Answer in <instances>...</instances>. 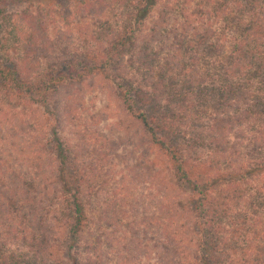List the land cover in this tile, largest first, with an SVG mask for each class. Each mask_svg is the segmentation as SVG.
Here are the masks:
<instances>
[{
  "label": "trees",
  "instance_id": "trees-1",
  "mask_svg": "<svg viewBox=\"0 0 264 264\" xmlns=\"http://www.w3.org/2000/svg\"><path fill=\"white\" fill-rule=\"evenodd\" d=\"M193 1L0 0V264H264V0Z\"/></svg>",
  "mask_w": 264,
  "mask_h": 264
},
{
  "label": "rangeland",
  "instance_id": "rangeland-1",
  "mask_svg": "<svg viewBox=\"0 0 264 264\" xmlns=\"http://www.w3.org/2000/svg\"><path fill=\"white\" fill-rule=\"evenodd\" d=\"M48 1L49 0H45V2H47V3H48ZM49 5H51L50 7H52V6L54 7L53 3H49ZM157 11H158V8L155 12H157ZM231 16H233V19L238 17V15L236 13H233V12L231 13ZM246 16L247 15H244L243 17L247 18ZM212 18H213V16L210 19H212ZM102 19H105V18L103 17ZM110 21L112 24L111 26H113L115 24L121 25L124 23V21L122 22V20H120L117 16H111ZM221 21H222V23H216V25H217L216 27L219 26L222 28V26H225V23L227 21L225 19H221ZM60 23H61L60 25L63 27H65V24H67V23L61 22V21H60ZM235 25H237V24H235ZM105 27H108L107 24H106V26H104V28ZM53 31H54V29H53ZM226 33H225L226 36H230V29L228 31H226ZM59 40H60V37H59ZM71 44L67 41L65 45L67 47H72ZM226 47H228V45H226ZM11 48H12V51L14 52V54L20 53V50H21L20 45H18V44L12 45ZM81 48H82V45L72 47V49L74 51H75V49H81ZM227 51H228V49L224 47L219 54L221 56H226ZM103 81H104V84L106 85L105 88L107 90L108 81L107 80H103ZM89 82H91V81H89ZM89 82L85 83L81 87V89H80L81 91H79L78 89H74L75 85L70 86L71 85L70 84V85L66 86L67 88H65V87L61 88L60 91L58 92V94L60 97L66 96V97L72 99L71 104L75 110V115H76L77 121H79L81 123L82 127L87 129L89 132L93 131L95 133V135H97L98 134V132H97L98 126H94L92 124L93 120H95V114L99 113L100 108L105 107V105H104L105 103L108 105V108H110V110L107 108L102 109V112L100 113V115L101 114L106 115V113H109V111H112L115 113V109H117V105L115 103V99L113 100L110 98V96L112 94L110 92L106 91L105 89H102L103 85H101L99 90H97L96 88L95 89L88 88ZM97 82L98 83L100 82L102 84V82L99 81V79L97 80ZM110 83L114 87V84L112 82H110ZM58 94L55 95V97H57ZM122 103H123V101H122ZM51 104H52V106H55V107L57 105V107H56L57 112L61 111V106L59 104H55L54 98H51ZM110 118L111 117L108 118L107 122H109ZM100 123H101V121H100ZM100 126H101V134L107 133V134H112V136H114L113 132L116 133V136H114V139H115L116 143H118V144L120 143V148L118 149L119 152H121V153H123V155H125L126 154L125 152H129V150L131 151V154L130 153L126 154L127 157L124 159L128 163V165H130V166H135V165L146 166V164H147L146 158H144L143 156H140L141 148L138 147V144H140V143L138 142L136 137H132L130 133H128L124 130H122L120 133L115 132V131H113L114 129H112L108 124H104V122ZM125 146H127L128 148H126ZM136 146L138 147L137 149H136ZM119 165H124V162L123 161L120 162ZM127 171H128V169H124V172H127ZM98 209H99L98 206L94 205V208L91 209V211L89 212L90 215L92 217H96L98 214Z\"/></svg>",
  "mask_w": 264,
  "mask_h": 264
}]
</instances>
